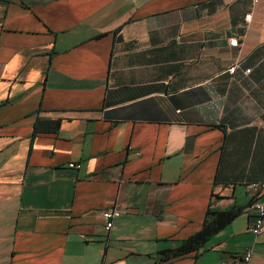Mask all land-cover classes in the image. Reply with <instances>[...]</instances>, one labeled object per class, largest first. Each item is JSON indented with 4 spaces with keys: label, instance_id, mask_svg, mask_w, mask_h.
<instances>
[{
    "label": "crops",
    "instance_id": "1",
    "mask_svg": "<svg viewBox=\"0 0 264 264\" xmlns=\"http://www.w3.org/2000/svg\"><path fill=\"white\" fill-rule=\"evenodd\" d=\"M254 1L0 0V264H264ZM209 206L242 213L163 261Z\"/></svg>",
    "mask_w": 264,
    "mask_h": 264
},
{
    "label": "trees",
    "instance_id": "2",
    "mask_svg": "<svg viewBox=\"0 0 264 264\" xmlns=\"http://www.w3.org/2000/svg\"><path fill=\"white\" fill-rule=\"evenodd\" d=\"M241 213L242 208L238 207L219 210L209 206L202 228L183 240L178 247L161 251L163 261H170L192 253L197 254L214 235L229 225Z\"/></svg>",
    "mask_w": 264,
    "mask_h": 264
},
{
    "label": "built area",
    "instance_id": "3",
    "mask_svg": "<svg viewBox=\"0 0 264 264\" xmlns=\"http://www.w3.org/2000/svg\"><path fill=\"white\" fill-rule=\"evenodd\" d=\"M256 2V0L254 1ZM251 14L246 15V19L249 20ZM229 45L232 47H239L240 43L236 36H231L229 38ZM236 66L230 68V72L234 73ZM248 73L249 70H246ZM260 192L258 195V199H256L251 205L250 209L254 213L255 222L253 226L250 228V231L259 236L264 233V184L260 186ZM120 216V210L117 208L107 209L103 212L102 217L105 221V227L107 230H110L113 227V222L115 218ZM252 259V253L250 251H246L240 257H238L234 264H249ZM225 264V263H222Z\"/></svg>",
    "mask_w": 264,
    "mask_h": 264
}]
</instances>
